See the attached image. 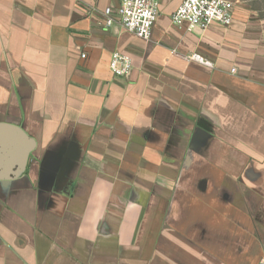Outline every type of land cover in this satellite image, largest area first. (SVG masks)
<instances>
[{"label": "crops", "instance_id": "obj_1", "mask_svg": "<svg viewBox=\"0 0 264 264\" xmlns=\"http://www.w3.org/2000/svg\"><path fill=\"white\" fill-rule=\"evenodd\" d=\"M231 1L145 41L99 24L122 0H0V264L259 263L264 0Z\"/></svg>", "mask_w": 264, "mask_h": 264}, {"label": "built area", "instance_id": "obj_2", "mask_svg": "<svg viewBox=\"0 0 264 264\" xmlns=\"http://www.w3.org/2000/svg\"><path fill=\"white\" fill-rule=\"evenodd\" d=\"M234 3L231 0H182L181 5L172 14V23L188 32L206 31L214 24L229 27L233 24ZM160 16V0H122L117 9L108 7L101 13L104 28L119 22L122 28L137 37L149 41L153 28ZM86 55H82L85 58ZM188 62L212 67L211 61L199 53L184 55ZM110 68L116 77H128L133 69L129 55L115 52L110 61ZM258 264H264V257Z\"/></svg>", "mask_w": 264, "mask_h": 264}]
</instances>
